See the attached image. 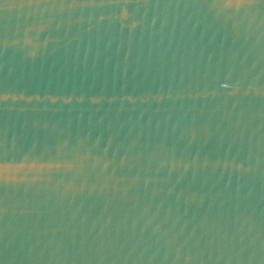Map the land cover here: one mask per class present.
I'll return each mask as SVG.
<instances>
[{
    "label": "water",
    "instance_id": "95a60500",
    "mask_svg": "<svg viewBox=\"0 0 264 264\" xmlns=\"http://www.w3.org/2000/svg\"><path fill=\"white\" fill-rule=\"evenodd\" d=\"M0 264H264V0H0Z\"/></svg>",
    "mask_w": 264,
    "mask_h": 264
}]
</instances>
